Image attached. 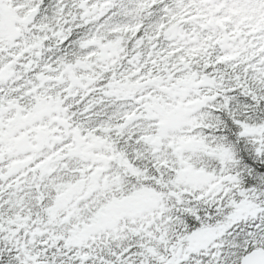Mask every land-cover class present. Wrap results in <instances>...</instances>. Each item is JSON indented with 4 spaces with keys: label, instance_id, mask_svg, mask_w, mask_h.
Instances as JSON below:
<instances>
[{
    "label": "snow or ice",
    "instance_id": "1",
    "mask_svg": "<svg viewBox=\"0 0 264 264\" xmlns=\"http://www.w3.org/2000/svg\"><path fill=\"white\" fill-rule=\"evenodd\" d=\"M0 264H264V0H0Z\"/></svg>",
    "mask_w": 264,
    "mask_h": 264
}]
</instances>
